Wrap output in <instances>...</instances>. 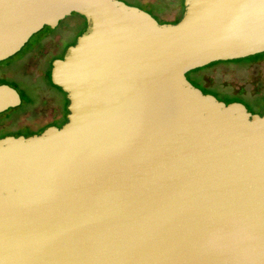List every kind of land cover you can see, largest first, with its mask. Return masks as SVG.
<instances>
[{"label": "water", "instance_id": "water-1", "mask_svg": "<svg viewBox=\"0 0 264 264\" xmlns=\"http://www.w3.org/2000/svg\"><path fill=\"white\" fill-rule=\"evenodd\" d=\"M0 0V62L71 14L67 122L0 139V264H264V115L186 74L264 53V0ZM17 91L0 84V113Z\"/></svg>", "mask_w": 264, "mask_h": 264}, {"label": "flooded vegetation", "instance_id": "flooded-vegetation-1", "mask_svg": "<svg viewBox=\"0 0 264 264\" xmlns=\"http://www.w3.org/2000/svg\"><path fill=\"white\" fill-rule=\"evenodd\" d=\"M138 3L144 6H150L154 4L159 6L160 9L162 10V12H160L159 14V17L155 18L151 15L159 24H175L177 20L179 21L182 17L181 15V17L179 16L174 21L165 22L160 19V15L163 13V8L157 2L142 3L141 0H138ZM130 6H135V5H130ZM182 6H183V0H182ZM135 7L141 9L138 6ZM141 10L147 12L144 9ZM183 11H184V7H183ZM72 15H75L76 17H74V19L71 20H65L66 18H64L63 20L58 22L55 28L48 29L42 33H38L37 40L34 41L28 47V49L22 54V56L19 59L17 58L11 59L6 66H4L3 68L0 67V71H3L5 67L7 69H14V71L17 69L21 71H25L23 72L22 75L27 79V81L24 82L25 84L23 87L19 86V83H16L15 81L10 82L15 86L13 88H15V90L19 94L21 100L20 105L16 108L18 109L22 106V110L15 115H6L5 117H3V119H0V130H4V129L17 130L8 135H4L0 137V139L7 136H13V137L22 136L24 138H28L34 135L41 134L44 130H46L49 127H55L59 129L67 122L66 114L68 115V111L67 112L65 111L68 101L66 99V95L64 94V101H65L63 104L64 109L61 110V108L58 106L59 102L56 96H50V95L48 96L47 92L49 90H54L58 94H62L59 90L56 89L55 86L52 85L50 81L52 63L55 60H62L64 58L66 54L65 51L67 52L69 47L75 45L76 38H78L81 34H83L87 27L85 19L83 17L77 14H71L68 17L70 18ZM69 35H75V39L71 43H66L67 37ZM195 74L197 73L196 72L194 73V80L196 84H198V86L194 85L191 81H189L187 77L186 78L192 84V86L199 89L202 92V94L205 92L204 95H211L218 101L223 102L224 104L239 103L243 105L246 111L251 115H255V114L259 116L264 115L263 102L261 108L259 107L258 109H251V110L247 108L242 102L243 100L250 102L256 96L262 97L263 95L256 94L251 96V98L247 99L245 97H242V94H230L227 93L224 89L217 90L214 89L212 86L208 85L202 79H197L198 77ZM43 86L48 89H44ZM204 90H207L209 92L213 91L218 96L221 95L240 96L243 98V100L226 102L216 97V95H212V93H208L207 91ZM51 104H53L54 106H51ZM21 117H24L27 123H23L21 125H15L14 126L15 128L11 127V125L8 124V123L10 124L15 123L16 121L20 120ZM61 119H64V121L61 125H58ZM19 129H25L27 130V133H20Z\"/></svg>", "mask_w": 264, "mask_h": 264}, {"label": "rangeland", "instance_id": "rangeland-1", "mask_svg": "<svg viewBox=\"0 0 264 264\" xmlns=\"http://www.w3.org/2000/svg\"><path fill=\"white\" fill-rule=\"evenodd\" d=\"M129 5H135L139 6L142 9H145L144 7L140 6L138 4V0H121ZM142 3L146 2H157L162 8L163 13L160 15V19L165 22L174 21L179 16L181 17L183 12V6H182V0H141ZM147 10V9H146ZM76 17L75 15H72L70 18L66 17L65 20H71ZM38 33L34 34L30 37L28 40V43L22 47V49L14 55V57H10L9 59L0 62V67H3L7 61H10L11 59L17 58L19 59L22 54L28 49V47L37 40ZM78 37V36H77ZM75 39V35H69L67 37L66 43H71ZM77 40V38H76ZM67 50V49H66ZM66 53V51H65ZM62 54V53H61ZM260 56H264V53L258 54ZM207 67V66H206ZM203 70H200L196 72L195 74L198 78L202 79L204 82H206L208 85L212 86L214 89L221 90L224 89L227 93L230 94H242V97H245L247 99L251 98L253 95H264V57L255 62V63H219L214 66L210 67H203ZM195 71V70H194ZM23 72L19 69H3V71H0V78L8 81H15L16 83L22 84L21 81H27L25 77H23ZM194 73L193 71H190L186 74V77L191 81L194 85L198 86L194 80ZM6 85L10 87H15L13 84L9 82H5ZM44 89H48L43 86ZM15 89V88H14ZM48 96H56L58 99V106L62 109H64V95L58 94L54 90H49L47 92ZM217 96V95H216ZM219 98V96H218ZM243 104L251 109H258L262 106V97L256 96L253 98L250 102L243 100ZM66 105V103H65ZM51 106H54L51 104ZM68 107V104H67ZM67 107L66 111L67 112ZM20 108H13L8 109L7 111L0 113V119H3L6 115H15L21 111ZM67 116V114H66ZM64 119H61L58 125H61L63 123ZM23 123H27L25 121L24 117H21L20 120L16 121L13 124L8 123L11 125V127H14L15 125H21ZM7 124V123H6ZM15 128V127H14ZM14 131V129H4L0 130V137L4 135H8ZM20 133H27V130L25 129H19Z\"/></svg>", "mask_w": 264, "mask_h": 264}, {"label": "trees", "instance_id": "trees-1", "mask_svg": "<svg viewBox=\"0 0 264 264\" xmlns=\"http://www.w3.org/2000/svg\"><path fill=\"white\" fill-rule=\"evenodd\" d=\"M139 4V3H138ZM140 6H142V7H144L145 9L144 10H146L150 15H152L153 17H155V18H158L159 17V14H160V12H162V10L160 9V7L159 6H157V5H150V6H144V5H141V4H139ZM139 7V6H138ZM141 8V7H140ZM142 9V8H141ZM177 22H178V20H177ZM176 22V23H177ZM264 56H260V55H255V56H252V57H248V58H244V59H239V60H234V61H228V62H215V63H212V64H210V65H208L207 67H210V66H214V65H216V64H219V63H255L256 61H258V60H261L262 58H263ZM8 62L9 61H7L6 63H5V65L4 66H6L7 64H8ZM3 66V67H4ZM2 67V68H3ZM6 68V67H5ZM206 68V67H205ZM204 68H201V69H197V70H195V71H193V72H198V71H200V70H203ZM5 82H9L10 83V81H8V80H4V79H1L0 78V84H6ZM12 82V81H11ZM23 82V83H22ZM24 82H26V81H21V83L22 84H19V86H21V87H23L24 86ZM51 84V83H50ZM198 85V84H197ZM56 89L57 90H59L63 95H64V93L59 89V88H57L56 87ZM204 91H207V90H204ZM208 93H212V95H217V94H215V92H213V91H207ZM205 93V92H204ZM203 93V94H204ZM216 97H218V95L216 96ZM219 99H221V100H223V101H226V102H232V101H241V100H243V98L242 97H240V96H233V95H221V96H219ZM262 102L264 103V95L262 96ZM20 109L22 110V106L20 107ZM19 109V110H20Z\"/></svg>", "mask_w": 264, "mask_h": 264}]
</instances>
